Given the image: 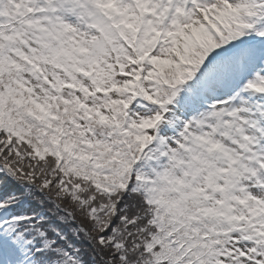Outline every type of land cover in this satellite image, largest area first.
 I'll return each mask as SVG.
<instances>
[{
    "label": "snow or ice",
    "instance_id": "6c2138e0",
    "mask_svg": "<svg viewBox=\"0 0 264 264\" xmlns=\"http://www.w3.org/2000/svg\"><path fill=\"white\" fill-rule=\"evenodd\" d=\"M0 264H264V0H0Z\"/></svg>",
    "mask_w": 264,
    "mask_h": 264
}]
</instances>
